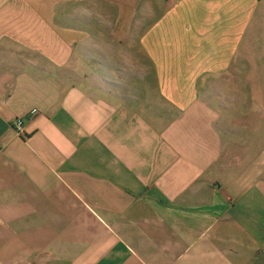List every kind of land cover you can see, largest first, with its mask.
Returning <instances> with one entry per match:
<instances>
[{"label": "crops", "instance_id": "1", "mask_svg": "<svg viewBox=\"0 0 264 264\" xmlns=\"http://www.w3.org/2000/svg\"><path fill=\"white\" fill-rule=\"evenodd\" d=\"M89 5L0 0V264H264V0H169L166 83Z\"/></svg>", "mask_w": 264, "mask_h": 264}, {"label": "rangeland", "instance_id": "2", "mask_svg": "<svg viewBox=\"0 0 264 264\" xmlns=\"http://www.w3.org/2000/svg\"><path fill=\"white\" fill-rule=\"evenodd\" d=\"M89 3L91 32H88L96 44L99 39L111 36L116 39L117 48L139 54L140 58H135L148 65L145 76L151 82L193 79L191 74L178 72L179 57L170 56L178 51V38L194 33L182 30L183 25L171 19L169 0H89ZM252 63L257 69L250 73L252 88L244 90L241 96L261 98L264 103V57L252 58Z\"/></svg>", "mask_w": 264, "mask_h": 264}, {"label": "built area", "instance_id": "3", "mask_svg": "<svg viewBox=\"0 0 264 264\" xmlns=\"http://www.w3.org/2000/svg\"><path fill=\"white\" fill-rule=\"evenodd\" d=\"M36 110H34V113ZM13 128L19 136H25V122L23 118L19 117L13 121Z\"/></svg>", "mask_w": 264, "mask_h": 264}]
</instances>
